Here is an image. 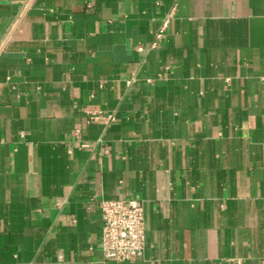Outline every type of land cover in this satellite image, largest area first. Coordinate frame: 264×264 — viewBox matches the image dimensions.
I'll return each instance as SVG.
<instances>
[{
    "label": "crops",
    "instance_id": "0c3cea01",
    "mask_svg": "<svg viewBox=\"0 0 264 264\" xmlns=\"http://www.w3.org/2000/svg\"><path fill=\"white\" fill-rule=\"evenodd\" d=\"M0 216V264H264V0H0Z\"/></svg>",
    "mask_w": 264,
    "mask_h": 264
},
{
    "label": "built area",
    "instance_id": "2783aa9c",
    "mask_svg": "<svg viewBox=\"0 0 264 264\" xmlns=\"http://www.w3.org/2000/svg\"><path fill=\"white\" fill-rule=\"evenodd\" d=\"M168 20L165 22L167 25ZM94 114L93 121L112 120ZM103 219L101 251L107 262H135L146 253V217L142 201L120 198L101 202ZM2 218L0 216V225Z\"/></svg>",
    "mask_w": 264,
    "mask_h": 264
}]
</instances>
